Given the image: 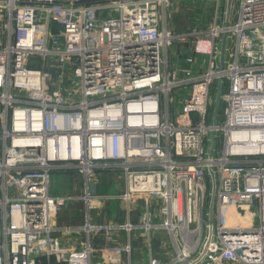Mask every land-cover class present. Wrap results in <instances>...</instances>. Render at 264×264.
I'll list each match as a JSON object with an SVG mask.
<instances>
[{
	"label": "built area",
	"instance_id": "1",
	"mask_svg": "<svg viewBox=\"0 0 264 264\" xmlns=\"http://www.w3.org/2000/svg\"><path fill=\"white\" fill-rule=\"evenodd\" d=\"M182 1L0 0V264H95L120 231L124 264L136 232L146 264H264V0L178 32Z\"/></svg>",
	"mask_w": 264,
	"mask_h": 264
},
{
	"label": "rangeland",
	"instance_id": "2",
	"mask_svg": "<svg viewBox=\"0 0 264 264\" xmlns=\"http://www.w3.org/2000/svg\"><path fill=\"white\" fill-rule=\"evenodd\" d=\"M236 6L234 7V11L237 8L238 1L235 2ZM210 13H211V7L205 4L203 1L199 0L197 3L194 2H186L182 1L178 6H177V12L174 14L173 17V27L178 31H188L189 29L193 28L197 22L204 21L205 19L210 20ZM221 13H223V9L221 10ZM221 120V118H220ZM122 175L117 174V175H106L101 181L100 185V193L103 192L104 194H109V195H117L120 193L123 189L122 185ZM64 179L59 182L58 187L60 188L61 193H65L66 189L64 186L67 188V190L71 189L69 187V184H63L62 182ZM105 206L101 210H95V216L93 217V221H95L96 224H102V223H108V222H124L126 218V211L124 209L123 204L120 202V200L116 199H110L106 201ZM84 209L85 206L82 205L80 202H76L73 204H68V207L65 209L63 213H59V221L60 223H78V224H83L85 223L84 221ZM79 211V212H78ZM77 212L80 213L79 216L77 215ZM61 215V216H60ZM120 236L119 239L116 241L118 242L120 240L119 245L121 246L122 242L121 240L126 241V233L124 231H120ZM136 240L134 241V264H139L142 263L143 260L146 258V253H145V244L143 242L144 240V235L142 232H136ZM155 240H165L168 238V236L164 233H156L154 234ZM96 239L95 243V251L94 255L95 257L98 256V252H101L103 249H110L111 247H116L115 243H107L104 242L101 238L100 235L94 237ZM102 240L104 243L102 246H99L97 244V241ZM111 248V249H112ZM155 250L159 251L160 247L159 244L156 243ZM145 257V258H143ZM159 258L166 260L165 256H159ZM158 259V257H157Z\"/></svg>",
	"mask_w": 264,
	"mask_h": 264
},
{
	"label": "crops",
	"instance_id": "3",
	"mask_svg": "<svg viewBox=\"0 0 264 264\" xmlns=\"http://www.w3.org/2000/svg\"><path fill=\"white\" fill-rule=\"evenodd\" d=\"M78 212H77V215L79 216L80 213ZM119 236H118V239H119ZM102 240L104 242H107L105 241L104 238H102ZM102 240L97 241V244L99 246L103 245L104 242ZM107 243H113V242H107ZM116 243H117V246H116ZM116 243L114 245L116 247H113V248L111 247L112 249L111 248L103 249L101 252H98V256L94 257L95 264H124L127 259L125 258V255L123 254L121 247L119 245L120 240ZM139 264H146V258L143 260L142 263H139Z\"/></svg>",
	"mask_w": 264,
	"mask_h": 264
},
{
	"label": "water",
	"instance_id": "4",
	"mask_svg": "<svg viewBox=\"0 0 264 264\" xmlns=\"http://www.w3.org/2000/svg\"><path fill=\"white\" fill-rule=\"evenodd\" d=\"M232 2L233 0H228V7H227V16H228V19H227V24L229 23V20H230V13H231V6H232ZM227 38H228V35L225 34L224 35V38H223V41H222V50L223 52H225V48H226V43H227ZM218 89H217V92H216V97H215V108H214V117L217 119V114L220 110V107H221V103H222V100H221V94H222V83L221 81L219 80L218 81Z\"/></svg>",
	"mask_w": 264,
	"mask_h": 264
}]
</instances>
